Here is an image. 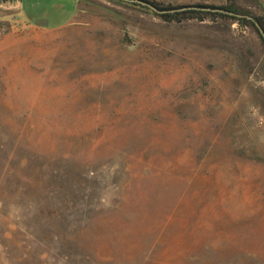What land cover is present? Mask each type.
I'll return each instance as SVG.
<instances>
[{
  "label": "rangeland",
  "instance_id": "1",
  "mask_svg": "<svg viewBox=\"0 0 264 264\" xmlns=\"http://www.w3.org/2000/svg\"><path fill=\"white\" fill-rule=\"evenodd\" d=\"M84 1L10 4L0 264H264V0Z\"/></svg>",
  "mask_w": 264,
  "mask_h": 264
},
{
  "label": "crops",
  "instance_id": "2",
  "mask_svg": "<svg viewBox=\"0 0 264 264\" xmlns=\"http://www.w3.org/2000/svg\"><path fill=\"white\" fill-rule=\"evenodd\" d=\"M4 4V6L2 5ZM10 4H18L20 14L19 21L22 23L24 32L31 34L28 40L43 42L46 40V33L64 28L70 24L80 11L79 4H85L84 0H15L0 1V8L4 7L3 13L0 9V54L10 51V35L15 29V23H11L14 17H10ZM26 4V5H25ZM6 5V6H5ZM45 8H52L47 13ZM45 10V11H44ZM48 16L54 21L47 22ZM66 16V19L62 20ZM11 25V27H10ZM11 28V29H10ZM26 28V29H25Z\"/></svg>",
  "mask_w": 264,
  "mask_h": 264
},
{
  "label": "trees",
  "instance_id": "3",
  "mask_svg": "<svg viewBox=\"0 0 264 264\" xmlns=\"http://www.w3.org/2000/svg\"><path fill=\"white\" fill-rule=\"evenodd\" d=\"M147 1V0H145ZM148 2V1H147ZM151 3V2H150ZM154 7H156L157 9L161 10L160 12V16L162 17H173L177 14L179 15H183V14H195V15H200L202 13H210V14H223L219 11H214V12H211V11H202V10H199V9H196V8H187V9H184V10H178L177 8L178 7H161L160 5L156 4V3H151ZM196 6H199V7H207V5H196ZM208 7H215V6H208ZM219 8H222V9H227V10H231L230 8H225V7H219ZM233 11L234 13H236L235 10H231ZM237 15V14H235ZM239 18V17H237ZM263 33H264V29H263ZM262 36V39L264 41V36L261 34Z\"/></svg>",
  "mask_w": 264,
  "mask_h": 264
},
{
  "label": "water",
  "instance_id": "4",
  "mask_svg": "<svg viewBox=\"0 0 264 264\" xmlns=\"http://www.w3.org/2000/svg\"><path fill=\"white\" fill-rule=\"evenodd\" d=\"M125 1H129V2H136V3H140V4H143V5H147L149 6L150 8L154 9L155 11L157 12H161V10L155 8L154 6H152L151 4H148L147 2H145L144 0H125ZM187 8H196V9H204V10H212V11H222V12H226V13H230V14H236L234 12H231V11H228V10H224L222 8H218V7H199V6H182L180 7L179 9L181 10H184V9H187ZM261 31V34L264 36V33L263 31L260 29Z\"/></svg>",
  "mask_w": 264,
  "mask_h": 264
}]
</instances>
